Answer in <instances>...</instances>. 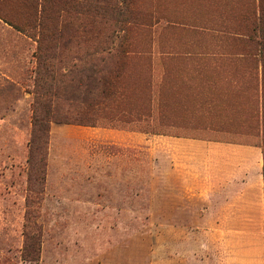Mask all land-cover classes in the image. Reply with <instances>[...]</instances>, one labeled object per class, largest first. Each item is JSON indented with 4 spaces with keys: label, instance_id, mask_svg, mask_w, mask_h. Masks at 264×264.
Here are the masks:
<instances>
[{
    "label": "rangeland",
    "instance_id": "1",
    "mask_svg": "<svg viewBox=\"0 0 264 264\" xmlns=\"http://www.w3.org/2000/svg\"><path fill=\"white\" fill-rule=\"evenodd\" d=\"M263 171L264 0H0V264H264Z\"/></svg>",
    "mask_w": 264,
    "mask_h": 264
},
{
    "label": "trees",
    "instance_id": "2",
    "mask_svg": "<svg viewBox=\"0 0 264 264\" xmlns=\"http://www.w3.org/2000/svg\"><path fill=\"white\" fill-rule=\"evenodd\" d=\"M8 23V22H7ZM53 35L56 37L52 38L55 39V41L60 42V41H64L67 43H72L73 41V37H64L61 33V31L59 33H55L53 32ZM44 39V38H43ZM51 40V39H50ZM41 48V45L38 44V49ZM41 52V51H39ZM103 52V51H102ZM110 52V51H109ZM109 52L107 53H98L96 54V56H93V58L91 59V64L89 66H87L85 68L87 73L85 76L83 75V73L81 74L84 78H86L88 80L87 85H93L95 88L97 86H101L103 84L102 79H100L99 74L101 73V69L99 68V65H103L106 61V58L108 57V55L110 54ZM42 69V67H41ZM40 69V70H41ZM72 69V68H71ZM84 73V74H85ZM90 74V75H89ZM40 77V71L38 73L37 70V75H36V81H35V87H34V91H33V120H32V139L30 141L31 144V152L29 153V157L27 159V164L29 166V168H31V172H33L34 169L38 168L39 174H41V172L43 171V166H44V162L43 159L35 161V163H33V159H32V147H36V141H38L40 138H44L45 134L47 132V124L49 123V121L51 119H54V116H52V114H50L52 112V110L54 109V106L52 105V96H54L52 94V91H50V94L47 93V95L42 96L43 98H40L38 95L37 90L39 89V85L37 82V79ZM49 77H51V75L44 77L45 79H48ZM49 88V86H48ZM48 92V91H47ZM33 169V170H32ZM263 175H264V171H263ZM38 241L37 240H33L32 238L27 239L26 238V244L22 250L21 253V258L25 261H37L38 260V252H39V247H38Z\"/></svg>",
    "mask_w": 264,
    "mask_h": 264
}]
</instances>
